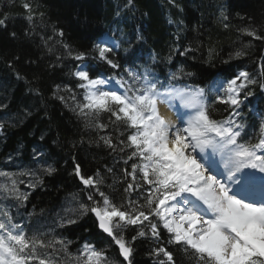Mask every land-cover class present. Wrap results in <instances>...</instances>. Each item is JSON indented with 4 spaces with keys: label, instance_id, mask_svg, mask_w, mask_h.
I'll use <instances>...</instances> for the list:
<instances>
[{
    "label": "trees",
    "instance_id": "1",
    "mask_svg": "<svg viewBox=\"0 0 264 264\" xmlns=\"http://www.w3.org/2000/svg\"><path fill=\"white\" fill-rule=\"evenodd\" d=\"M113 1L0 0V19H6V26L0 27V98L4 101V104L0 102V124L4 125L0 131V153L2 148L3 152L9 150L7 155L15 157V148L22 147L30 157V162L20 157L16 163L0 157V173H7L0 176V208L4 205L17 215L26 235L52 244L53 247L43 251L57 264H83L86 242L105 253L106 260L101 264H126L118 246L98 230L91 212L84 214L80 208L81 204L92 206L93 201L87 199L89 194L100 207L103 200L95 188L81 183L74 172L77 164L86 178L102 180L99 191L112 204L124 206L121 210L126 209L129 199L143 204L149 187L144 184L136 191L125 192L128 183H133L125 169L130 172L131 165L138 161L127 159L130 150L113 151L101 140L112 137L113 143H117L118 139H126L130 130L126 131L120 122L111 123L108 113L93 118L81 115L78 109L73 111L76 104L84 103L78 80L73 78L77 84L71 86V92L62 85L67 73L63 69L71 67L64 64L63 56L66 58L68 53L64 46L72 49L73 58L90 49L95 53L93 44L102 18L95 9L110 15L114 11ZM134 1L138 7L136 19L146 42L159 50L157 60L164 69H173L184 81L202 87L215 75L230 79L241 70L251 73L257 80L255 85H249L254 94L241 105L237 120L251 117L250 105L264 102V89L259 86L264 83V39L250 36L244 29L264 37V0ZM24 3L33 7L31 21L27 19L29 13L23 8ZM102 4L104 7H99ZM222 12L228 18L226 21L221 17ZM165 13H171L179 24L177 40L164 39V30L170 29L163 22ZM61 31L63 36L59 35ZM127 33L132 35L128 37L133 42L134 28ZM166 52L173 54L165 57ZM237 52L244 54L237 57ZM110 58L119 64L123 59L122 56ZM73 94L75 102L71 99ZM229 111L227 105L214 99L209 107L211 118L217 121L226 118ZM97 124L108 127L101 129ZM48 167L55 169L51 175L44 171ZM140 178L138 172L136 180ZM12 180L17 181L19 192L27 194L26 201L21 202L11 194ZM30 183L36 186L29 187ZM58 204L63 208L56 209ZM58 214L63 216L62 221ZM69 219L76 223H68ZM140 230L137 225L123 229L126 241L133 248L132 264H157L158 258L152 251L158 243L173 253L175 264H197L183 247L167 243L168 236L162 228L159 242L150 234L137 236ZM143 230L148 232L146 226ZM133 236H137L134 241ZM59 241H65L67 252ZM159 259L165 258L161 255Z\"/></svg>",
    "mask_w": 264,
    "mask_h": 264
},
{
    "label": "snow or ice",
    "instance_id": "2",
    "mask_svg": "<svg viewBox=\"0 0 264 264\" xmlns=\"http://www.w3.org/2000/svg\"><path fill=\"white\" fill-rule=\"evenodd\" d=\"M128 3L132 4V0ZM23 8L28 11L27 19L31 21L32 5L24 3ZM221 17L225 21L228 19L223 12ZM5 26L6 19H0V27ZM244 31L257 39H264L257 36L256 31ZM59 35L63 36V32ZM64 47L68 48L67 45ZM95 51L98 58L112 69L122 67L110 58L112 48L106 43L95 45ZM243 54L237 52L235 55L239 57ZM84 58L85 53L74 57L81 61ZM180 71L183 72V69ZM73 75L80 81L78 86L85 90V103L76 104L73 111L78 109L81 115L93 118L108 113L111 123L120 122L126 126V131L130 130L126 139H118L117 143H113L112 137H101L113 151L128 149L127 159L138 161L131 165L130 172L125 169V174L133 180V183H128L125 192L136 191L144 184L149 186L143 204L129 199L126 209L121 210L124 206L112 204L105 193L99 191L98 185L102 180L91 176L86 178L78 164L74 168L81 183L95 188L104 205L100 207L89 194L87 199L93 201L92 206L81 204L80 208L84 214H95L99 229L118 246L126 264H132L133 255V248L123 235V229L129 225L141 228L137 236L150 234L157 242L162 239V228L168 236L167 243L183 247L197 264H264V199L249 202L245 194L246 190L255 187L254 173L244 174L243 184L236 179L237 173L246 168L259 169L264 173V155L258 154V150L264 151V138L257 144L239 142L244 127L237 122L239 109L244 100L254 94L249 85L257 83L251 73L240 71L227 81L224 94L214 98V102L223 103L230 109L228 116L219 121L211 118L209 104L201 88L177 90L165 87L148 79L147 75L130 70L128 75L134 83L125 87L121 82V87H124L121 93L103 90L101 86L107 85L109 80L100 76L92 78L89 71L77 70ZM259 86L264 89V83ZM68 91L71 92V89ZM174 97H178L185 108L192 109L190 114L185 113L186 120L178 117L183 126H178L159 112L158 105L161 103L175 108L172 103ZM59 98L64 100V97ZM71 99L76 101L74 94ZM96 126L101 129L108 127L106 124ZM3 128L4 125L0 124V130ZM209 148L211 152L206 151ZM217 152L220 160L214 158ZM221 162L227 172L226 177L218 171L213 174ZM44 171L51 175L55 169L48 167ZM138 172L141 174L140 181L136 180ZM0 176H7V173H0ZM232 183L238 185L236 192L230 186ZM261 185L264 186V177H261ZM35 186L29 184V187ZM10 191L21 202L28 198L26 193L19 192L16 180H12ZM68 223L76 221L69 219ZM145 226L148 232L143 230ZM137 236L131 239L134 241ZM59 243L67 252L65 241ZM51 247L52 244L37 236L26 235L24 226L14 223L8 212H0V264H57L55 260L48 259L43 251ZM83 251L86 253L83 264H101L102 260H106L105 253L96 251L92 245L85 244ZM152 255L158 258L157 264H175L173 253L159 243ZM161 255L165 259L160 260Z\"/></svg>",
    "mask_w": 264,
    "mask_h": 264
},
{
    "label": "bare ground",
    "instance_id": "3",
    "mask_svg": "<svg viewBox=\"0 0 264 264\" xmlns=\"http://www.w3.org/2000/svg\"><path fill=\"white\" fill-rule=\"evenodd\" d=\"M85 1H88V0H85ZM113 4L115 5L114 11L110 15L108 13H105L104 10L99 11L98 9H95L96 12L102 17L101 25H100L101 29H100V32L98 33L99 36L104 35L105 33H108V32H114L118 34L117 39L121 40V43L123 45V53L124 55H126L124 59L125 65L127 66L134 65V66H140V67L150 66L153 62V58H160L159 53H158L159 50L154 46H149L150 43L146 42V38L142 32V27L139 24V20L136 19V17L139 18L137 14L138 13L137 4L135 3L134 0H132V4H129L128 0H124V1L114 0ZM99 7H104V4L99 5ZM164 18L165 19L163 20V22L166 23V26L168 28H170V29L164 30V35L166 33V35L164 36V39L170 40L173 37L174 40H177V37H178L177 33H179V24L175 22L171 13H165ZM131 27L134 28V31H135L134 35H136L135 40H133V42H130L129 37H128L130 36L132 38V35L127 33V31ZM168 45H165V46L168 47ZM64 49L65 51L68 52L66 55V58H64L65 56H63V60L65 59L64 64L67 63V65L68 66L71 65V67L63 69V71L67 73H64L66 74V77L62 81V85H63L64 90H66L68 87H69L68 89L72 90L73 87L71 86L73 84H77L73 80L74 78L73 72L75 68L77 67V65L79 64V61L72 57V54H73L72 49L65 48V47ZM69 50H71V55H69ZM86 54L93 59L95 57L92 49L86 51ZM86 54H85V57H87ZM172 54L173 53L166 52L165 57H170L172 56ZM84 59L86 60V58ZM165 62H170V60H167ZM100 63H105V62L100 61ZM96 66L97 64H95V67ZM1 84L2 82L0 81V85ZM0 102L4 104V101L1 98H0ZM172 103L175 105V108H170L167 104H164V103L159 104L158 107H159L160 114L166 119L171 120L172 122L176 124L179 122L178 117H182L184 120H186L187 115H185V113L190 114L192 112V109L185 108L182 105L178 97L172 98ZM6 151L7 152H3L1 148L0 157L2 159L7 158L5 160L7 162H17L20 159V157H24L26 162H30L29 154H26L22 147L15 148V151H16L15 157L11 155H7L9 150H6ZM211 151L212 150H209L207 152H211ZM258 152H261V150H258ZM10 157H13V158L8 159ZM214 158L216 160H220V154L218 152L215 153ZM223 168H224L223 162H221L218 170L223 171L224 170ZM254 170L255 169H252V168L243 169L242 173H237V176H236L237 181H239L240 184H243L244 179H245L244 174L254 173ZM255 179H256L255 187L252 189L246 190L245 194L248 196L250 200L259 202L261 199H264V186L261 185V176L259 174L258 176L256 175ZM230 186L232 187L233 192L237 191L238 185L236 183H232ZM63 205H64V208L67 207L65 206V201ZM55 207L56 209H59V210L63 208V206L60 204L55 205ZM59 210H56V212L59 214L62 213V215H64V213L60 212ZM59 217L61 221L64 219L63 216L59 215Z\"/></svg>",
    "mask_w": 264,
    "mask_h": 264
},
{
    "label": "rangeland",
    "instance_id": "4",
    "mask_svg": "<svg viewBox=\"0 0 264 264\" xmlns=\"http://www.w3.org/2000/svg\"><path fill=\"white\" fill-rule=\"evenodd\" d=\"M98 36H99V34H97V35H96V38H95V40L97 39V37H98ZM238 83H239V81H238Z\"/></svg>",
    "mask_w": 264,
    "mask_h": 264
}]
</instances>
